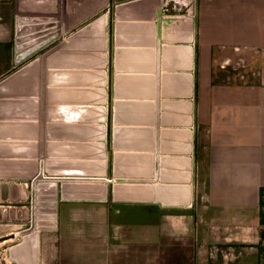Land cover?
<instances>
[{
  "label": "crops",
  "instance_id": "obj_1",
  "mask_svg": "<svg viewBox=\"0 0 264 264\" xmlns=\"http://www.w3.org/2000/svg\"><path fill=\"white\" fill-rule=\"evenodd\" d=\"M125 1L128 0L118 3ZM160 6L166 9L163 16L179 17L174 25L180 23L179 27L184 29L193 26L188 39L175 40L169 29L167 39L162 40V45H169L173 40L172 44H191L194 49L193 68L182 69L194 76L193 94L183 99L191 101L193 108V121L186 126L193 129L194 136L191 201L174 205L161 201L114 199V181L107 182L108 195L101 200L60 197L57 226L41 232L40 264H264V0H162ZM181 6L185 8L181 9ZM50 14L58 16L60 13L19 12L16 0H0V80L27 64L28 59H23L24 56L38 54L40 42L25 49L24 45L17 43L24 21L40 25L46 21L44 15ZM156 20L154 17L132 29L123 27V37L116 41L117 19L112 14L110 24L114 46L111 55L110 40L107 52L111 59L104 67L108 70V81L104 85L107 101L103 104V112L99 109L102 105L95 103L102 92H90L83 117H71L70 113L59 110L51 112V121H48V113L41 112V96L37 97L39 116L35 120L38 139L33 140L37 142L38 152L43 124H85L75 128L57 126L59 129L55 136L58 137L54 140L73 143L83 140L88 145L73 146L72 153L83 154L78 152L83 149L88 156L97 157L104 153L98 134L105 132L106 175L112 178L115 152L112 132L116 125L114 84L115 75L119 72L114 69L115 49L135 45L137 49L139 45L149 47L153 43L150 57L136 52L133 62L127 61L126 64L137 68L150 62L153 66L149 72L152 78L142 80L149 81V87H144L146 83L135 82L136 90L152 92V107L129 106L128 115L135 114L139 116L138 120L152 116L153 122L149 126L153 127L155 155ZM98 62L95 58L91 64ZM111 65L112 73L111 68L108 69ZM161 72H165L163 67ZM62 76L69 79L67 74ZM91 77V82L99 81L96 74ZM70 78L72 84L67 82V85L56 86L78 87L73 85V82H79L74 81V75ZM168 97L176 96L160 94L162 100ZM133 98L147 100L142 95ZM56 100L57 106L83 104L79 99H65L63 96L56 97ZM26 113L25 109L21 114ZM102 116L105 117L103 121L100 119ZM21 118L27 120L26 116ZM159 126L162 129L165 126L178 127L179 124L160 122ZM23 134L22 140L26 141L29 139L24 137L30 138L35 131L28 133L26 129ZM76 137L78 139H74ZM6 140L15 139L8 137ZM69 147L60 145L56 151L66 154L71 151ZM36 158L41 159L39 155ZM142 207L149 212L152 210L151 218L138 216L136 210ZM127 210L133 211L130 218L126 217Z\"/></svg>",
  "mask_w": 264,
  "mask_h": 264
},
{
  "label": "water",
  "instance_id": "obj_2",
  "mask_svg": "<svg viewBox=\"0 0 264 264\" xmlns=\"http://www.w3.org/2000/svg\"><path fill=\"white\" fill-rule=\"evenodd\" d=\"M109 1L110 0H83L79 4L78 2H75V4L72 3V5L69 4L66 10L64 0H16V8L19 12L61 13L62 33H66L71 30L72 27L82 24L66 39L45 51L42 56L32 59L27 64L0 80V178H28L31 180V223L28 227L15 231L14 236H21V240L9 247V256L17 263L24 264L23 260H26L25 257L28 256L31 264H40L41 227L38 226L37 221V211L40 209L38 205H41V201L38 200V198H40L39 192L54 193L53 195L50 194L54 199L53 204L58 203V192H60V197L62 199L101 200L107 198V182L114 181L112 185V197L114 199L134 200L131 198H117L115 196L116 191L123 190V188L128 189L129 192L138 190L146 191L151 189L148 188L149 185L151 187L153 183L159 181V178L161 180L164 172L162 161L167 156L165 154L161 155L160 152L168 153L167 147L169 146L168 144H170L169 147H172L170 158L172 160L179 158V148L178 146L176 148L174 145L176 143H172V140H174L173 135H175L174 132L179 128L188 126L193 121V115H191L193 108L191 103L189 115H191L192 120L187 125L184 124L186 126H165L162 129L159 126L160 122H163V124H169V122L180 124L179 119L176 117L174 118L173 113L167 112L165 103L180 104L182 100L172 99L159 102L160 94L180 97L183 95L175 91L177 90L176 88H169V90H167L168 84L166 78L169 80V73L161 72L162 67L168 68L169 64L174 63V59L166 62L165 55L168 52V47L176 49V47L178 48L181 46V44H171L170 46L166 44L162 45V40L167 39L166 36L169 29H173L179 17L163 16V12H165L166 9L160 6L162 0H128L116 4L114 11L111 12L112 14L114 13V17L117 19L115 23L116 41L118 38L123 37V25L125 23H128L126 25H131L129 28L132 29L143 23H148L149 20H152L154 17L157 19L155 26L158 50H155V52L157 53L158 64L161 63L158 67L157 76H155L157 84V90L155 88V95L157 91V107L155 108V111L157 110V116L155 118V155L153 153V127L149 126L153 122L152 116H146L138 120L128 115L131 108L129 106L145 105L151 108L153 104L150 100V97L153 95L150 90L139 88V90H136L135 88V82H142L144 79L150 80L152 78V74L149 73L153 67L152 64H150V62L147 63V65L141 64L142 67L137 68L126 64L127 61L133 62L132 58L136 56V52H138V54H148L147 56L150 57L152 54V48L150 46L137 49L132 48L133 46H125L120 47V49H115L114 69L119 71L115 75V95L116 97L121 96L123 99L121 101H115L114 122L116 125L112 132V145L115 152L113 154L112 178L106 175L107 162L105 160V155L107 145L103 141L105 132L103 137L97 138L102 141V151H104L103 155L97 157L88 156L83 149H79L78 151L83 154L79 155L77 153H72L73 146L88 145L83 140H77L78 142L74 143L58 142L54 140L58 137L55 136L56 131L59 129H56L57 126H62V128H75V126H86L85 124L65 123L59 125L52 122L47 125L43 124L44 129H42L40 135L41 147L38 152L37 142L33 140L38 139L36 128L37 121L35 120L39 116V100L37 97L41 96V112L48 113V121H51V112H59V110L70 113L69 116L71 117H83V112L88 107L85 103H87L86 100L90 92H96L97 94L98 92H102L101 98L95 101V103L102 105L100 106L101 108H99L102 112L105 110L103 105L107 101V91L105 87H101L102 90L90 87L87 85V82L90 80H84L81 76H79V82L73 84L78 85V87H58L56 85H67V83H63L68 81L62 76L64 72L74 70L78 72L79 75L84 71H90L92 73V70H87V68L98 67V65H100L98 63L101 61L105 62L104 65H102V71L105 73V75H103V80L106 75L108 79V70L104 67L107 65L108 60L111 59L109 58L107 50L109 49L111 40L110 23L112 14L110 12H103L102 10L108 5ZM41 2H47L48 4L41 5ZM98 12L100 13L94 16ZM192 27L193 26H191V28ZM189 45L192 48V62L191 66L184 67L182 68L183 70L193 68L194 49L191 44ZM170 52L171 49H169V53ZM95 58L98 59L99 62L91 64V61ZM118 65H121L122 70L118 68ZM74 67L77 68L75 69ZM98 72L100 73L101 71L98 70ZM186 73L191 74V78L188 79V91H191L188 96L190 97L193 94L194 76L192 72L184 71L185 77L187 75ZM174 75L181 76V74L178 73ZM175 81L172 86L175 85ZM96 83L97 82H94V85ZM142 83H146L144 87L146 85L149 87V81ZM71 95H74V97L70 98ZM141 95L147 97V100H136L133 98L141 97ZM61 96L65 99H79V103L83 104L75 106H57L58 104H55L57 102L56 97ZM184 96H186V94ZM118 101L122 103V111L116 108ZM46 102L48 103L47 105ZM94 108L98 109L97 107ZM25 109L28 113H26L27 115H22L21 113H23ZM169 109L171 108L169 107ZM77 112L80 113L75 114ZM72 113L73 115H71ZM21 116H26L27 120H22ZM102 117L100 119L103 121L105 117ZM171 118L175 120L172 121ZM42 123L44 122L42 121ZM136 123L138 124L136 125ZM6 126H12L13 136L10 137L15 140H3L7 135L4 133ZM101 127L104 128L105 131L103 124ZM25 128L28 133L30 131H35V134L31 135L30 138L24 137L29 139L26 141L22 140L25 135L21 134V131H26ZM188 129L192 134L188 141L192 143L191 148L193 149V129L190 127L187 128V130ZM74 139L78 138L76 137ZM169 139L170 142L168 141ZM92 144L93 143H91V145ZM60 145L70 146L69 150L71 151L66 152V154L63 152H61L63 154H59L60 152L56 151V149ZM38 155L41 157L40 160L36 158ZM44 157L47 158L45 159ZM153 175L154 177H151ZM191 179L192 173L190 174V181ZM59 181L61 182L60 188L58 184ZM158 185L160 184L158 183ZM141 186L144 187L140 188ZM43 197L47 198L48 196ZM191 197L192 193L190 194V200ZM45 203H47V205L50 204L48 200H46ZM56 223L57 220L53 219V222H51L52 225L49 224L47 227L50 226V228H55L57 226ZM22 244L25 245L21 247L20 251L14 250Z\"/></svg>",
  "mask_w": 264,
  "mask_h": 264
},
{
  "label": "rangeland",
  "instance_id": "obj_3",
  "mask_svg": "<svg viewBox=\"0 0 264 264\" xmlns=\"http://www.w3.org/2000/svg\"><path fill=\"white\" fill-rule=\"evenodd\" d=\"M82 1L83 0H64L66 10H67V7L69 6V4L72 5V3L75 4V2L76 3L78 2V4H79ZM120 1H124V0H110L108 5H106L103 8V12H112V10H114V8H115V5ZM43 4H48V3L47 2L41 3V5H43ZM166 8L168 9V6H166ZM184 8H185L184 6H181V9H184ZM97 15H95V16H97ZM44 16H45L46 21L43 24L34 25L36 23L33 21L32 22H29V21L25 22L24 21V24H22V26L20 27V30H21L20 31V37L21 38H20L19 42H17V43L22 45V46L24 45V47H23L24 49L29 48V47L31 48V47L35 46L36 43H39V42L41 44L37 55H34V56H27L26 55L23 57V59H28V60H26L28 62L31 61L32 59L36 58V57L42 56V54L45 51H47L49 48L56 45L57 43L61 42L62 40L66 39L70 35L69 33L66 34V33L61 32V22H62L61 13L58 14V16L51 15V14L50 15H44ZM126 24H128V23L124 24L126 28L131 26V25H126ZM81 25L79 24V26L72 27L71 30L76 31ZM176 26H180V23H178ZM71 30H69V31H71ZM177 31L180 32V27H178ZM172 43H174V42H172ZM169 45H171V44H169ZM169 45H167V46H169ZM113 46H114V43H112V40H111V46H110V50H109L111 55L113 53L112 52ZM135 46H133L132 48L135 49L136 48ZM152 46L154 47L153 43H151L150 47H152ZM138 48H140V45ZM155 50L157 51L158 48ZM167 58H168V56L165 55L166 62H169L170 60H172V59H167ZM104 63H105L104 61H101L100 63H98L100 65H98L97 69H95L93 67L87 68V70H92V73L94 75L96 74L99 77V81L95 84L96 88L104 87L105 83H107V81H108L107 77H105L103 80V75H105V73H104V71H102V69H103L102 65H104ZM159 64H158V61H156L155 76H157ZM184 67H188V66L187 65L180 66V65H178V63L174 62V63L169 64L168 68H165V69L163 68V70L165 72L169 73V75H168L169 80H167V78H166V82L168 84L167 90H169L168 88L170 87V88H176L177 90H175V91L180 92V89L178 86L180 85L179 83L182 82V78L185 77L184 71L182 70V68H184ZM68 68H70V67H68ZM74 68L76 69L77 67H74ZM109 68H111V73L114 72L112 65L109 66L108 69ZM118 68L122 70L121 65H118ZM98 70H100L101 72L99 73ZM161 70H162V68H161ZM64 73L67 74L69 79L64 77V79H67L68 81H65L63 83L70 82V84H72V80H70L71 79L70 77H71V75H74V78H75L74 81H77L79 79V76H81L84 80H87V81L90 80L89 82H87L88 86L89 85L94 86V83L91 82V78H92L91 75H93V74L90 71H84V72L80 73V75L78 72H75L74 70H69L68 72H64ZM176 73L181 74V76L180 75H178V76L174 75ZM175 79H176V81H175ZM174 81H175V85L172 86ZM73 83H77V82H73ZM156 90H157V84H156ZM182 94H183V95H181L182 102L180 104L179 103L178 104H172L170 102H169V104L165 103V108H167V111H169L170 113H172V112L170 111L171 109H169V107L170 108L172 107L173 110L179 109V108H173V106H175V105L177 107H180V109H182V111H184V112L187 111L186 113H181L179 111H176L177 113H174V118L175 117L181 118V119H179V123H180L179 126L180 127H183V126H181L183 124L189 123V121L191 120L190 116L192 115V114L189 115V109H190L189 106L191 105L190 101L189 100L188 101L183 100L186 97L189 98L188 95L190 94V91H188V86L186 87L184 85V91ZM185 94H186V96H184ZM117 99L121 101L123 98L121 96H118V97H116V100ZM139 99L143 100L141 98H139ZM154 99L156 102L157 101V91H156V95H155ZM167 99L179 100L180 96H176L175 98L168 97L164 100H167ZM150 100L153 101L152 98ZM120 101H118V105H116V108L120 109L122 111V103H120ZM159 102H162L161 98H159ZM110 105L111 106L113 105L112 100L110 102ZM156 107L157 106L155 103V108ZM159 108H160V106H159ZM161 110H162V108H161ZM132 116L134 118H139V116H137L135 114H133ZM156 116H157V110L155 111V118H156ZM171 120L174 121V119H172V118H171ZM108 122H109V126H111L112 125L111 120ZM155 123H156V120H155ZM187 128L188 127H184L183 128L184 130L183 129L181 130V128L177 129V131H181V132L183 131L186 134L184 139L182 141H180L181 145L178 146V148H181V149H178L179 157L182 156V157H185L186 159L189 158V156L191 157V151L189 152V146H190L189 143H191V142L188 141L189 137H191V136L187 135L188 132L191 135V132L189 131V129L187 130ZM12 129H13L12 126L11 127L10 126L5 127L4 133L7 135H6V138H3V140L8 139V137L11 138L10 136L13 135ZM21 132H22L21 134L25 133L23 131H21ZM98 136L103 137L104 132L101 131L98 134ZM173 136L175 137V140H172V143L177 144V142H178L177 136L176 135H173ZM110 141H111V136L109 135V138H108L109 144L111 143ZM168 141L170 142V139ZM168 145L170 146V144H168ZM169 146L167 147L168 153L167 152L165 153V155L167 156L166 158L170 157V154H172L171 153L172 147L170 148ZM166 158L162 161V168L164 171L163 176H162L163 178L161 180L159 178V181H156V183H153L152 186H156L157 183H159V182L169 183V182L173 181L172 183H183L182 180H184V183L188 181L191 184L190 176L188 178H184V177L183 178H179V177L172 178V176H174L173 173L175 174L176 172H181V174L182 173L187 174L186 171H188V170L178 167V165L174 164V162H167ZM191 159H192V157H191ZM176 167H178V168L176 169ZM172 168L175 170L173 171ZM189 170L191 171L190 173H192V160H191V168H189ZM190 173L188 175H190ZM151 177H154V175ZM179 181H181V182H179ZM191 186H192V184H191ZM142 187H144V186H141L140 188H142ZM117 191L119 192V193H117V195H119V196H121L123 194L129 195L130 193L131 194L132 193L133 194H139L138 192H141V190L129 192L128 189H124V188H123V190L121 189V190H117ZM38 194L40 195V198H38V200L41 201V205H38L40 207V209L37 211V215H38L37 221H38V226L41 227V232L45 233L47 231V229L50 228V226L49 227H47V226L49 224H51V222H53V219L57 220L56 208L58 210V203L60 202V196L57 199L58 203L53 204L54 199H53V197L50 196V194L53 195L54 193H51V192H42L41 193V192H39ZM41 194H42V196H41ZM43 196H48L47 198H49V196H50V198L47 199ZM119 196H116V197L121 198ZM124 198L128 199L129 197H124ZM46 200L49 201V203H50L49 205H47V203H45ZM31 202H32V193H31V180L30 179L0 178V263L1 264H19V263L15 262L9 256V247H10V245L21 240V236H14L13 237V236L9 235V233L12 231L20 230L21 228L26 227L27 225H29L31 223V208H32V205H30ZM136 212L138 213V216H141V217L142 216L148 217V218L152 217V215H151L152 210L150 212L146 211L144 209V207L137 209ZM131 213H133V211L127 210L126 217L130 218ZM56 225H57V223H56ZM249 255H246V256H249ZM245 260L247 261L248 259H245ZM250 261H253V260L250 259ZM41 264H49V263L43 262Z\"/></svg>",
  "mask_w": 264,
  "mask_h": 264
},
{
  "label": "bare ground",
  "instance_id": "obj_4",
  "mask_svg": "<svg viewBox=\"0 0 264 264\" xmlns=\"http://www.w3.org/2000/svg\"><path fill=\"white\" fill-rule=\"evenodd\" d=\"M177 25V24H176ZM174 25L173 26V29H172V35L173 38L176 40L178 38H186L188 39L189 37H191L192 35V30L191 28L189 27H185L184 28H180V32L177 31L178 27L179 26H176ZM186 25V24H185ZM189 26V25H188ZM125 27V25H124ZM126 28V27H125ZM128 28V27H127ZM185 30V31H184ZM167 37V36H166ZM184 40V39H183ZM173 41V40H172ZM172 41L169 42L172 44ZM169 49H171V52L169 53ZM168 52L166 53V55L168 56L167 59H174L176 63H178V65L180 66H184V65H187L188 67L191 66V62H192V49H191V46L189 47V45H185V44H181V46H179L178 48L176 49H173V48H168L167 49ZM194 65V64H193ZM66 74V73H64ZM176 77V76H175ZM184 78V79H183ZM182 78V82H180L179 84V89H180V92L183 93L184 91V85L187 87L188 86V79L191 78V74L188 73L186 75V77H183ZM178 82V81H177ZM186 82V84H185ZM183 83V84H182ZM172 87V86H171ZM170 88V87H169ZM168 88V89H169ZM190 91V90H189ZM191 93V91H190ZM60 98V97H59ZM58 100V99H57ZM60 101V100H59ZM156 103V102H155ZM167 103V102H166ZM190 104H191V101H190ZM191 108V105L189 106ZM173 108H179V109H172L171 107V112L173 113H177L176 111H179L181 113H186L184 111H182V109H180V107H177L176 105L173 106ZM188 108V107H187ZM186 108V109H187ZM152 110V109H151ZM174 111V112H173ZM190 114V113H189ZM192 114V113H191ZM186 116V115H185ZM188 116V115H187ZM191 117V116H190ZM174 119V118H172ZM177 119H181L179 117H177ZM175 120V119H174ZM192 120V118H191ZM190 120V121H191ZM187 121V120H186ZM189 121V122H190ZM182 123V122H181ZM188 124V123H187ZM186 124V125H187ZM184 125V124H183ZM189 128V127H188ZM183 129V128H181ZM184 130V129H183ZM175 133V132H174ZM175 135L177 136V141L178 143L177 144H174L176 147L181 145L180 141H182L184 139V137L186 136L185 132H181V131H176ZM188 136H192V134L190 135L189 132L187 133ZM174 140H175V137H173ZM190 138V137H189ZM189 152L191 151V146L192 144L189 143ZM63 147V146H62ZM174 147V146H173ZM181 149V148H179ZM188 150V149H187ZM182 157V156H181ZM179 157L177 158L176 160H172L170 157L166 158V161L167 162H174V164H177L178 167L180 168H183V169H186L188 171L187 174H181V172H176L175 174L173 173L174 176H172V178L174 177H179V178H188L190 175H188L191 171L189 170V168H191V157L189 156V158H185V157ZM176 167V169L178 168ZM168 168V167H167ZM173 169V168H172ZM175 169H173L174 171ZM172 171V172H173ZM183 172V171H182ZM170 173V172H169ZM191 174V173H190ZM165 176V175H164ZM170 181V180H169ZM183 183H172V182H169V183H161L159 182L160 185H157L156 186H152L151 187L149 186L148 188H151L149 190H146V191H141V192H138L139 194H129V195H117V193H119L118 191H116V195L115 196H119L121 198H124V197H129L131 199H134V200H138V201H161L165 204H175V203H180L181 205H184V204H188L191 200L189 199L190 198V194L192 193V186L191 184L187 181L184 183V180H182ZM181 182V181H179ZM156 183V182H155ZM155 185V184H154ZM132 192V191H131ZM128 198V199H129ZM30 239V238H29ZM29 241V240H27ZM25 245V244H22L20 247H17L15 248L14 250L15 251H20L21 247ZM26 260H23V263L24 264H31V262L29 261V257L26 256L25 257ZM20 264V263H19Z\"/></svg>",
  "mask_w": 264,
  "mask_h": 264
},
{
  "label": "flooded vegetation",
  "instance_id": "obj_5",
  "mask_svg": "<svg viewBox=\"0 0 264 264\" xmlns=\"http://www.w3.org/2000/svg\"><path fill=\"white\" fill-rule=\"evenodd\" d=\"M19 179H28V178H19ZM32 193V192H31ZM31 205V204H30ZM30 225V224H29ZM29 225H27L26 227H28ZM26 227H23V228H21V229H24V228H26ZM14 233H15V231H12V232H10L9 233V235H11V236H13L14 237ZM40 242H41V240H40ZM41 244V243H40ZM1 264V263H0Z\"/></svg>",
  "mask_w": 264,
  "mask_h": 264
}]
</instances>
